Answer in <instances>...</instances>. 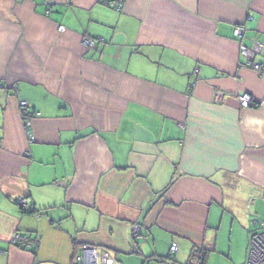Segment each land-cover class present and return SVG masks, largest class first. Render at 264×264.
Instances as JSON below:
<instances>
[{
	"label": "crops",
	"instance_id": "0c3cea01",
	"mask_svg": "<svg viewBox=\"0 0 264 264\" xmlns=\"http://www.w3.org/2000/svg\"><path fill=\"white\" fill-rule=\"evenodd\" d=\"M240 25L264 67V0H0V264H73L82 246L210 262L225 222L245 240L229 198L264 202V73L240 66ZM20 101L40 114L34 143Z\"/></svg>",
	"mask_w": 264,
	"mask_h": 264
},
{
	"label": "built area",
	"instance_id": "2783aa9c",
	"mask_svg": "<svg viewBox=\"0 0 264 264\" xmlns=\"http://www.w3.org/2000/svg\"><path fill=\"white\" fill-rule=\"evenodd\" d=\"M105 3L108 7L116 11H121L124 0H105ZM59 31L65 32V28L61 27ZM234 36L241 42L240 57H242L243 63L240 66L251 69L257 74H263L264 67L256 61L257 58L262 54V44L255 43L252 48L244 45L243 39L245 36V28L241 25L235 27ZM104 42V40H94L89 37H84L82 40L83 46L88 49H95L97 45L104 44ZM195 73L198 74L199 71H196ZM239 102L243 109H248L253 105L252 97L249 95L239 97ZM19 107L24 114L23 121L28 139L30 143H34L35 137L31 130V120L34 116H40V114L30 113L28 111L30 107L25 101H20ZM17 202L18 205L23 209L29 205V201L26 199H19ZM133 237L135 240H138L141 237V228L138 225L134 227ZM11 242L12 245L22 250L35 251L39 248V241L29 233L16 232L13 235ZM178 252V244L173 243L170 248V260H173ZM73 264H120V262L107 248L97 246H82L76 253ZM190 264L201 263L199 261H193ZM245 264H264V224H262L258 229L254 230L250 235V248Z\"/></svg>",
	"mask_w": 264,
	"mask_h": 264
},
{
	"label": "rangeland",
	"instance_id": "374dc122",
	"mask_svg": "<svg viewBox=\"0 0 264 264\" xmlns=\"http://www.w3.org/2000/svg\"><path fill=\"white\" fill-rule=\"evenodd\" d=\"M239 196L240 198H238ZM229 200L231 201L232 204H234L236 200L235 205L237 208H239L237 210H240V215L239 213L237 215H239L240 218L242 217L244 219L248 218L249 228H247L245 232L247 234L246 239L243 240L245 236L241 229L238 230V227L234 228V235H232V231H233L232 223L225 222L224 226L220 228L217 232L219 236V249L223 251L214 253V258H212L210 262H207V264H231L233 263L231 255L233 254V256H236L237 254H241L242 252L241 249L245 245L247 249L246 251L248 252L250 248V234L252 233L253 230L258 229L262 224H264V202L263 201L249 202L248 200L247 202L248 205H247L245 202L246 201L245 196L242 194L239 195L238 192L235 194L231 193ZM28 207L29 205L26 208ZM26 208L24 209L22 208V211L25 212ZM253 220L259 221L257 226H253ZM238 226L239 228H243L241 223ZM247 252H246V257H247ZM139 263L140 264H159L161 262L158 260H153V261L141 260Z\"/></svg>",
	"mask_w": 264,
	"mask_h": 264
},
{
	"label": "trees",
	"instance_id": "16d2710c",
	"mask_svg": "<svg viewBox=\"0 0 264 264\" xmlns=\"http://www.w3.org/2000/svg\"><path fill=\"white\" fill-rule=\"evenodd\" d=\"M207 258H208V252L205 249H203V248L202 249H194L192 251V254L190 256V260H189L188 264L192 263L193 261H199L201 264H206Z\"/></svg>",
	"mask_w": 264,
	"mask_h": 264
},
{
	"label": "clouds",
	"instance_id": "9594fccd",
	"mask_svg": "<svg viewBox=\"0 0 264 264\" xmlns=\"http://www.w3.org/2000/svg\"><path fill=\"white\" fill-rule=\"evenodd\" d=\"M169 260H170V258H169ZM171 261H173V260H171Z\"/></svg>",
	"mask_w": 264,
	"mask_h": 264
},
{
	"label": "water",
	"instance_id": "95a60500",
	"mask_svg": "<svg viewBox=\"0 0 264 264\" xmlns=\"http://www.w3.org/2000/svg\"><path fill=\"white\" fill-rule=\"evenodd\" d=\"M257 222H259V221H257Z\"/></svg>",
	"mask_w": 264,
	"mask_h": 264
}]
</instances>
